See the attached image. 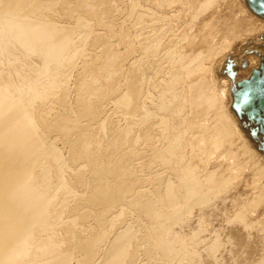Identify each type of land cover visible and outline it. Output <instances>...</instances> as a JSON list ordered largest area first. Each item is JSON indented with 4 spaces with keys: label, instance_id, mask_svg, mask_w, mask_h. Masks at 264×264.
Segmentation results:
<instances>
[{
    "label": "bare ground",
    "instance_id": "6f19581e",
    "mask_svg": "<svg viewBox=\"0 0 264 264\" xmlns=\"http://www.w3.org/2000/svg\"><path fill=\"white\" fill-rule=\"evenodd\" d=\"M229 1L0 0V264H264L210 80Z\"/></svg>",
    "mask_w": 264,
    "mask_h": 264
},
{
    "label": "rangeland",
    "instance_id": "374dc122",
    "mask_svg": "<svg viewBox=\"0 0 264 264\" xmlns=\"http://www.w3.org/2000/svg\"><path fill=\"white\" fill-rule=\"evenodd\" d=\"M232 1L233 2L229 1L230 4L228 3V10H227V11H229L230 18L237 19V17H238V20L241 19V20H244L246 24L248 23L247 25L249 27H248V30L245 29L246 33L243 31H242V33L241 32L237 33V34L235 33L234 35H236V36L234 37L233 41L227 40L229 42L225 41V43L221 44V49H222V46L224 49V47L226 45L225 51L220 49V52H219L220 55L216 56L215 64L213 65L212 71L210 74V80H211L212 87L215 91V94H217V97L221 99V102H222L221 104H222L224 114L228 118H229V116H230V118L231 117L234 118L235 122H233L232 118H231L232 120L230 118L229 119H230L231 123L236 124V125H234V127L236 128V132H237L238 137H239L240 145L243 143L244 147L246 146L247 148L250 149V151H251L250 153L253 154V152H254L253 156L257 159L259 164H264V99H263L264 98V75H263L264 74V61H262V60H264V58H263L264 57V0H232ZM249 23L251 24V26L249 25ZM252 29H254V30H252ZM250 30H251V32H250ZM226 113H228V114H226ZM227 115H229V116H227ZM246 129H247V131H246ZM212 154L214 156L215 155H218V156L221 155L219 152H214ZM220 157L222 158L224 156L221 155ZM247 166H248V167H246L247 170L244 169L242 174L239 175V173H238V175L240 177L237 176V177H239L238 180H240L239 182L242 185V186L240 185V187H242V188L248 187L247 189H245L246 191L248 189L251 190V187H253L252 185H254V184L256 185V183H258L257 179H259L261 177V176L258 177V175L256 176V173L251 170V168L249 167L248 164H247ZM233 169H234V165H233ZM234 171H235V169H234ZM262 180L264 181V178ZM244 185H245V187H244ZM240 187L237 188L239 191L237 189H236V192L234 191V194H236L237 192H238L237 194H240L241 192H243L242 193L243 195L248 194L247 195L248 198L243 197V195H241V194H240L241 196L236 194L237 199L241 200V202L238 201L237 203H239V202L242 203L241 204V206H242L247 202L246 199H248V203H250V205H254L255 201H253V199H254L253 195L248 193V192H245V190L244 191L241 190L242 188L240 189ZM234 194H231V196H234ZM236 195L234 196L235 199L233 198L234 202H233L232 197L230 198V196L227 195L228 202L231 200V202L234 203V204H232L230 202L233 207L231 206V204H228L226 202L227 205H229L228 209H226L227 208L226 204H225L226 206L224 207L225 202H222V201L217 202L218 204L216 205V203H215L216 206L214 205L215 208L213 207L214 212L212 213V215L210 213L212 211L207 212V214L210 213L209 216H211L212 218L208 216L207 219L209 218V220H211L215 217L218 220L219 219V215H218L219 211H220L219 214H222L221 212L226 209V211L228 210L229 212L224 211L223 213L229 214L230 211H232L234 208H236V207L239 208L240 205H237V203H236V201H237ZM246 195H244V196H246ZM242 197L245 199H243ZM240 198H242V199H240ZM244 201H245V203H244ZM222 203H223V206H221ZM235 204H236V206H235ZM216 207H218V208H216ZM219 207L222 210H220ZM222 207H224V210ZM229 207H231V208H229ZM215 210L218 212H216ZM251 211L253 212V209ZM252 212H251V214H252V216L254 215L255 218L251 216V220L259 221L260 217H262L261 220L262 219L264 220V206L258 207L257 210H255L253 213ZM259 213H261V214H259ZM213 214H217L218 216L216 217V215H215L213 217ZM258 216H260V217H258ZM209 220H208V222H209ZM217 220H216V222L214 219L211 220V222L208 223V224H210L209 228L212 229L216 233H219V230H220V233H221V230H222V229H220L221 225H219L220 222H219V220L218 221ZM212 221H214V223H216V224L212 223ZM252 222L256 223L254 221H252ZM212 224H214L215 226ZM217 224L219 226H217ZM211 226L217 227L216 231H215V229H213L214 227L212 228ZM188 227L189 226H187V229H186V231H188V232L190 230H192V232H193V230L196 229V227H194L193 225L190 226L192 228L189 227L190 229ZM218 227H219V230L217 232ZM253 232L254 231H250L249 232L250 234H248V236L250 235L249 238H251V239H254L253 237H255V232L254 233ZM252 233H253V237H251ZM263 233H264V231H263ZM261 236H263L261 238H264L263 234ZM261 238H260V241L258 240L259 243H262L261 242L262 240L264 243V239L261 240ZM258 241H257V243H258ZM263 243H262V246H263ZM262 246H261V244H260L261 248H259V246H258L259 250L257 249L258 254H256V256L260 255L259 256L260 260H264V252H262V251H264V246L263 247ZM232 251L231 252L228 251L229 254L227 253L226 250L222 251L223 256L225 253L228 254V255L225 254L226 256L222 257L223 261L228 262V261L235 259L234 257L239 256V255H237V256L235 255V252H237V251L234 252V249ZM259 251L263 254H259L260 253ZM239 253L240 252H237L236 254H239ZM231 254L234 256L233 258H232ZM261 255L263 256L262 258H261ZM227 256L231 257V259L228 258ZM226 257L228 260L226 259ZM257 258L258 257L254 258L253 261L254 260L258 261L259 258L258 259Z\"/></svg>",
    "mask_w": 264,
    "mask_h": 264
}]
</instances>
